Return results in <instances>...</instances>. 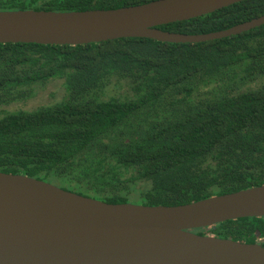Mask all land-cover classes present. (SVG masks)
Returning <instances> with one entry per match:
<instances>
[{"label": "trees", "instance_id": "16d2710c", "mask_svg": "<svg viewBox=\"0 0 264 264\" xmlns=\"http://www.w3.org/2000/svg\"><path fill=\"white\" fill-rule=\"evenodd\" d=\"M151 1L0 0V11L107 10ZM263 15L264 0H244L159 28L206 34ZM53 80L61 83L59 102L15 107ZM0 171L108 203L140 198L149 206L264 185V25L200 43H0ZM192 231L264 246V217Z\"/></svg>", "mask_w": 264, "mask_h": 264}, {"label": "water", "instance_id": "95a60500", "mask_svg": "<svg viewBox=\"0 0 264 264\" xmlns=\"http://www.w3.org/2000/svg\"><path fill=\"white\" fill-rule=\"evenodd\" d=\"M244 0H154L107 10L0 11V43L85 45L120 38L200 43L264 25L180 34L159 26ZM264 217V185L178 206L113 204L0 171V264H264V246L192 230Z\"/></svg>", "mask_w": 264, "mask_h": 264}, {"label": "rangeland", "instance_id": "374dc122", "mask_svg": "<svg viewBox=\"0 0 264 264\" xmlns=\"http://www.w3.org/2000/svg\"><path fill=\"white\" fill-rule=\"evenodd\" d=\"M59 85H61L59 80H53L46 85L37 88L30 98L23 102H17L14 105H16L15 107L19 105V108L17 109H23L25 111H33L40 107L52 106L61 100L62 92ZM117 93H119L118 90L113 94ZM131 203L139 204L140 198H133Z\"/></svg>", "mask_w": 264, "mask_h": 264}]
</instances>
